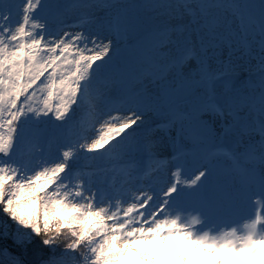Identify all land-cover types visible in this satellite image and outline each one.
Masks as SVG:
<instances>
[{
    "label": "snow or ice",
    "instance_id": "1",
    "mask_svg": "<svg viewBox=\"0 0 264 264\" xmlns=\"http://www.w3.org/2000/svg\"><path fill=\"white\" fill-rule=\"evenodd\" d=\"M49 2L0 0V40L18 38L17 30L28 27L21 28L23 20L39 21ZM130 8L159 12L167 21L144 25ZM80 10L86 13L80 21L67 15ZM41 27L40 39L0 58V214L16 225L4 222L0 264H161L145 245L170 239L179 247L174 243L168 264H240L244 254L264 253V238L253 239L255 226L237 244L200 236L175 215L209 220L245 197L264 199V0H134L131 6L124 0H57ZM77 33L75 43L89 55L75 62L78 79L65 81L57 74L59 61L71 63L65 56ZM43 45L54 54L48 63L38 58ZM121 56L123 64L117 63ZM191 64L196 68L186 72ZM55 80L73 87L67 96L58 89L52 100L46 93L57 88ZM38 93L37 110L28 105ZM189 97H195L191 111L184 103ZM161 107L169 118H160ZM113 112L122 114L115 118L122 120L119 128L88 152H110L115 161L143 152L153 162L149 172L125 171L140 180L132 196L114 182L98 185L91 157L69 151L97 124H110L105 117ZM150 120L147 133L138 135ZM217 135L236 143L231 150L213 147ZM145 176L160 179L145 183ZM254 187L258 196H250ZM72 196L88 199L81 206ZM129 199L130 207L111 214L101 207ZM64 229L71 238L61 244Z\"/></svg>",
    "mask_w": 264,
    "mask_h": 264
},
{
    "label": "bare ground",
    "instance_id": "2",
    "mask_svg": "<svg viewBox=\"0 0 264 264\" xmlns=\"http://www.w3.org/2000/svg\"><path fill=\"white\" fill-rule=\"evenodd\" d=\"M124 3L126 5L131 6L134 3V0H124ZM176 7L177 6H173V9H172L173 12H175ZM76 12L77 11L73 12V15L75 16V18L78 17L76 15ZM82 12H84V11H82ZM54 13H55V8L53 7L52 3H50L49 5L48 4L45 5L40 10L39 21H36V20L29 21L26 19L23 20V22L21 24V28H23L24 25L27 24L28 27H27V30L25 31L26 34L24 35V32H20L19 30H17L18 38L10 36L6 40V44L9 46L10 50L16 49L17 44H20L21 48H23L24 45L31 44L33 37H35L37 40L40 39V37L37 35V33L42 31V27H41L42 22L45 20H51ZM130 14L139 15L140 21L144 25H151V24L158 23V22L164 23L167 21V17L166 16H160L159 12H157L156 15H154V17L156 18V20H154V21H153V16L150 18V16L146 15V13L142 9L130 8ZM82 19L83 18L76 19V21H80ZM73 21H75V20H73ZM177 22L178 21H172L173 24H175ZM33 24H35L36 27H33ZM65 35H67V33H65ZM78 36H79V33H77L76 35H73L71 37V41L69 42L71 45V50L65 56V60L71 61V63H65V61H59L61 67H60V69L57 70V74L62 76L65 81H68L71 78L78 79L76 77V73H75V67H76L75 62L77 61V59L80 55H85V56L89 55V53L87 51L81 52L82 45H77L75 43L78 39ZM63 41H64V36H59V40H57L56 43L60 44ZM47 49H48L47 45H43L39 49L40 55L38 58L43 59L44 63H48V60L46 59V57H50V56L54 55L53 53H51ZM169 55L170 56L176 55V45L170 46ZM21 60H22V62L24 60L23 54L21 55ZM125 62H126V57H124V56L118 57L117 63L123 64ZM25 67H26V65H25ZM195 68H196V65L191 64L190 67L186 68V72H190V70H193ZM137 70L138 69L134 66L129 68V71H131L133 73L136 72ZM52 75L53 74L50 73L49 78L52 77ZM78 82L80 85H84V84L88 83V80L87 79L79 80ZM56 85H57L56 89H50L49 90L50 94H48V95L51 97L52 100H56V96L54 93L58 89H63V95L64 96H67L72 89V85L70 83L61 84L59 80H58V83H56ZM149 87L153 93L159 92V87L157 85L150 84ZM34 101H36V100H34ZM34 101L30 102L28 106L29 107L35 106L36 108H40L42 98L38 102H34ZM184 103H185L187 110L191 111L193 104L195 103V97H189V99L187 101H185ZM57 107H59L58 102H57ZM121 115H122L121 113L113 112L111 116L105 117L106 120L111 121L110 124L104 123L103 121L101 123L97 124L96 125L97 132L94 131L93 133L90 134L91 139H92V144L95 143L96 141L102 139L105 136L111 137V131L110 130H115V129L119 128V124H120V122H122V120L117 121L115 118L120 117ZM159 115H160L161 119H167V118H169L170 114H169L166 107H161ZM153 122L154 121L150 120L148 123L141 125V129H140L138 135L142 136L143 132L147 133V131L149 130V128ZM215 123L217 126V131L219 132L220 121H216ZM162 133L163 132H160V133H158V135L166 143L167 137L161 136ZM215 142H217V143H214L212 146L218 144V146L220 145L221 148H223V149H229L230 147L233 148V145L236 143V140H235V137H232V136L224 137L222 139L219 135H217L215 138ZM102 153H103L102 159L108 161V164L105 165L99 171V174L97 172V176H96L97 184L99 185L101 180H103L106 183L107 180H105V178H104L106 173L100 174L103 171H105L109 174V176L112 177L110 182H114V185L117 189H119L121 191L129 190V196L134 195V193L131 192V189L139 186L140 180L137 179L136 174H134L131 177L126 176L125 171H132L133 167L135 166L137 173H141L142 175H144V173L149 172L150 166L153 164V162L147 160V158L144 156L143 152H140V151H138L134 154H130L129 157L125 161H115L112 159L111 154H107V152H102ZM93 155H94V157L91 156V159L89 161L90 163H91V161H93V159H95L94 161L99 160V158L96 157L95 153ZM225 160H227V159L225 158ZM123 165H124V167H123ZM93 169L95 170V168H93ZM159 179H160L159 177L149 178L148 176H145V180H146L145 183L156 184L159 182ZM153 191H155V189H153ZM255 194L258 196V189H256L254 187L250 191V196H254ZM244 200H245V198L239 200L238 202H236L232 206L233 210L230 211L231 215L227 214V215L220 216V217H230L231 216L230 217L231 220L228 224L217 223L216 217L209 219V220H205L203 218L196 217L195 214H193V213L176 212L175 215L180 216L181 223L184 226L189 227L193 232H195L196 234H198L200 236L207 235L209 238L217 237L218 241L232 240V241L236 242L237 244H239L243 240L249 238L250 235H252V233H253V221H256L259 223L261 222L259 228L255 227V235L253 236V239L264 238V229L261 228V225L264 224V199H253L255 203H254V206H251V207H254L253 210L258 212V216H257V218L252 217V226H250V224H248V221H250L249 220L250 218H248V215L245 211V209L247 207H249V204L243 203ZM74 202H76L75 199H74ZM130 206H131V200L130 199L124 204H120L119 201H112L110 204L101 205V207H107L109 209V214H111L112 211H118V209L120 207L127 208ZM97 210L98 209H93V211H97ZM109 226H111V224ZM132 227H135V225L133 224ZM172 242L173 241L171 239L169 241H167L166 243L157 240V241H153L150 245H145V247L149 248L151 253L154 254L150 258H152V259L154 258L158 261H162L164 259L163 256H165L167 253H169V247H170V244H173ZM174 243H175V246H177V248H178L179 247L178 242H174ZM250 259L253 260L257 264H264V253H260V256H258V254L256 256H248L247 254H244L243 257L238 258V261H240V264H246L247 260H250ZM163 262H165V261H163Z\"/></svg>",
    "mask_w": 264,
    "mask_h": 264
},
{
    "label": "rangeland",
    "instance_id": "3",
    "mask_svg": "<svg viewBox=\"0 0 264 264\" xmlns=\"http://www.w3.org/2000/svg\"><path fill=\"white\" fill-rule=\"evenodd\" d=\"M57 2V0H50V2L48 3V5L50 4V3H52V5H53V7L55 8V3ZM173 6H177V4H173ZM183 9L181 8V11H182ZM83 10H80V11H77L76 12V15L78 16V17H76L75 18V16L73 15V12L71 13V12H69V13H67V15L69 16V18L73 21V20H75L76 21V19H81V18H83L85 15H86V13L85 12H82ZM156 13L157 12H152V13H146V15H148V16H150V18L153 16V21L154 20H156V18L154 17V15H156ZM26 33H25V31H24V35H25ZM7 40V39H6ZM6 40H0V58H3L5 55H9V54H11L13 51H21L22 50V48H21V45L20 44H17L16 45V49H12V50H10V48H9V46L6 44ZM59 40V39H58ZM254 54H256V53H254ZM22 61V60H21ZM252 63L253 64H255L256 63V61L255 60H253L252 61ZM25 66V65H24ZM191 65H189L188 67H190ZM51 78V77H50ZM5 83H7V82H5ZM55 83H58V80H55ZM73 87V86H72ZM218 90H219V88H218ZM47 95L48 94H50V92H48V93H46ZM37 96L38 97H40V94L38 93L37 94ZM42 97H40V99H41ZM39 99V100H40ZM189 99V98H188ZM187 99V100H188ZM39 100H36V101H34V102H38ZM187 100H185V101H187ZM184 101V102H185ZM31 102H33V101H31ZM35 107V106H34ZM36 108V107H35ZM37 110L39 109V108H36ZM78 114V113H77ZM32 115L34 116L35 114L34 113H32ZM53 131L54 130H51V129H49L48 130V134H52L53 133ZM95 132H97V129H95ZM146 134V132H143V134L142 135H145ZM161 136H164V133H162L161 134ZM97 142V141H96ZM95 142V143H96ZM215 143H217V142H215ZM92 144V139H91V135H89L88 136V138L87 139H83V140H81L80 141V143L74 148V149H70L69 151H71L72 153H73V155H75L76 153H80V155H81V157H83V158H85V159H87L88 158V156L89 157H94V153H89L88 152V148H89V146ZM231 150V149H230ZM92 154V155H91ZM107 154H111L110 152H107ZM106 154V155H107ZM91 155V156H90ZM103 153L101 152L100 154H96V157L97 158H99V160H97V161H94L95 159H93V161H91V166H92V169L93 168H95V170H97V172H98V174H99V171L105 166V165H107L108 164V161H106V160H104V159H102L103 158ZM224 163L225 164H227L228 163V161L227 160H225L224 159ZM104 173H106V175H105V180H107L106 181V183H110V180H111V176H109V174L107 173V172H105V171H103L102 173H100V174H104ZM141 174V173H140ZM142 175V174H141ZM102 176V175H101ZM76 182V178H73V180H71V181H65V184H69V183H75ZM64 190V188L63 187H61V191H63ZM49 195H51V194H49ZM71 199L74 201V199H75V203H77V204H79V205H81V206H83L84 204H85V202L87 201V197L85 196L83 199H79V198H77L76 196H72L71 197ZM252 199H250L249 197H245V200L243 201V203H248L249 204V207H247L246 209H245V211H246V213H247V215H248V218H250L249 220L250 221H248V224H250V226H252V217H253V214H255V211L253 210L254 209V207H251V206H253L252 205ZM105 208H107V207H105ZM233 210V207L231 206V207H229V208H226L222 213H221V215L220 216H222V215H231V213H230V211H232ZM219 216V217H220ZM231 217V216H230ZM218 217H216V219H217ZM7 222V224H9V225H11L13 228H15L16 227V225L15 224H13V222L11 221V220H9L6 216H2L1 218H0V233H2L3 231H4V229H5V224H4V222ZM217 241H218V238L217 237H214ZM173 244H174V241L172 242ZM173 244H170V247H169V253H167L165 256H163L164 257V259L162 260V261H160L161 262V264H167L168 263V261H169V259L170 258H173L174 257V255H175V251L173 250ZM179 244V243H178ZM176 248H177V246H175ZM198 251H200L201 253L203 252V250L202 249H200V250H198ZM258 256H260V253L258 254ZM131 259V258H130ZM154 259V258H153ZM163 261H165V262H163ZM167 261V262H166ZM200 264H203V261H201L200 262ZM246 264H257V263H255L253 260H247V262H246Z\"/></svg>",
    "mask_w": 264,
    "mask_h": 264
},
{
    "label": "trees",
    "instance_id": "4",
    "mask_svg": "<svg viewBox=\"0 0 264 264\" xmlns=\"http://www.w3.org/2000/svg\"><path fill=\"white\" fill-rule=\"evenodd\" d=\"M3 216V214H0V218ZM63 235H61L58 239V243H65L71 238V232L68 229L63 230ZM38 243V242H37ZM28 259H32V257H29Z\"/></svg>",
    "mask_w": 264,
    "mask_h": 264
}]
</instances>
